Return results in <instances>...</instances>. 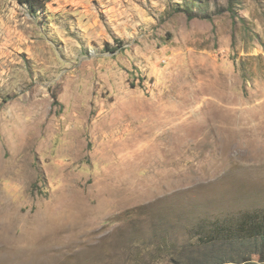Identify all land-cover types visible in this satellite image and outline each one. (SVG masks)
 <instances>
[{"label": "rangeland", "instance_id": "1", "mask_svg": "<svg viewBox=\"0 0 264 264\" xmlns=\"http://www.w3.org/2000/svg\"><path fill=\"white\" fill-rule=\"evenodd\" d=\"M261 227L264 0H0V264H264Z\"/></svg>", "mask_w": 264, "mask_h": 264}, {"label": "trees", "instance_id": "2", "mask_svg": "<svg viewBox=\"0 0 264 264\" xmlns=\"http://www.w3.org/2000/svg\"><path fill=\"white\" fill-rule=\"evenodd\" d=\"M18 1H20L22 3H26L28 5L29 9L31 10V12H33V14L37 11V9L39 7H43L44 2H45V0H18ZM189 18L191 19L193 17L189 16ZM120 42L121 41H119V43ZM105 47H106L107 50H112L113 51V49H115L113 47H109L108 43H106ZM53 103L54 104H58L59 103L56 94H53ZM255 229L258 230L260 228H255ZM261 229H262V233H263V235L261 234V240L264 241V227H261Z\"/></svg>", "mask_w": 264, "mask_h": 264}, {"label": "built area", "instance_id": "3", "mask_svg": "<svg viewBox=\"0 0 264 264\" xmlns=\"http://www.w3.org/2000/svg\"><path fill=\"white\" fill-rule=\"evenodd\" d=\"M45 1H47V0H45Z\"/></svg>", "mask_w": 264, "mask_h": 264}]
</instances>
